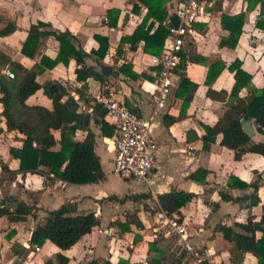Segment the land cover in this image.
<instances>
[{"label": "crops", "instance_id": "1", "mask_svg": "<svg viewBox=\"0 0 264 264\" xmlns=\"http://www.w3.org/2000/svg\"><path fill=\"white\" fill-rule=\"evenodd\" d=\"M179 1L166 3L168 17L176 15ZM248 5V0H215L212 7H207L209 22L195 23L196 35L186 40L183 52L186 58L177 69L178 77L167 107L153 125L161 165L154 177L153 187L157 191L154 195L145 184L121 176L128 182L124 189L114 191L108 187L106 164L113 168L116 127L106 112L104 118L114 131L110 136L104 134L95 123L99 114L94 111L96 97L106 80L112 82L118 97L138 116L148 117L153 111L147 90L154 87L159 56L145 52L144 40L136 49L131 48L129 42H122L123 36L132 35L143 22L148 12L146 4L142 0H0V28L8 22L17 26L13 33L0 37L1 48L26 68L40 65L43 71L37 77L38 82L46 84L58 80L78 100V111L84 113L85 123L90 124L96 135L95 151L105 173L104 179L96 183L69 184L45 173L42 167L44 172L23 171L21 160L13 156L11 149L22 148L25 135L8 128L0 102V201L10 197L11 206L18 200L36 207L34 215L30 214L26 220L10 222L7 216L0 218V264H46L48 259L57 264L59 248L52 241L47 240L37 251L36 246H31L30 238L37 224L45 223L47 211L68 203H75L78 213L93 212L100 219L91 233L62 251L69 264H104L106 261L118 264L121 260L129 264H202L204 260L213 264H260L252 252L242 253L236 249L218 226H234L250 217L259 221L264 215V155L247 152L238 160L234 150L221 144L222 134L207 149L203 140L205 127L214 126L234 103L229 97L236 81L235 72L229 69L231 64L239 60L242 69L252 77L251 83L239 92L240 97L248 100L254 91L264 88V4L258 0L251 9ZM240 13H245L246 17L238 44L235 47L222 45V39L230 33L223 27L222 16ZM40 22L46 25L41 30L74 34L76 46L88 54L87 65L93 66L103 79L90 76L78 80L74 58L67 65L58 62L51 66L50 62L57 58L60 50L58 40L51 35L41 38L33 57L24 54L22 48L30 27ZM151 23H154L153 33L160 22L151 17L148 25ZM100 37L108 39L103 57L95 53L100 47ZM214 65L223 69L213 82L207 83L209 69ZM210 88L211 94L208 93ZM222 91L228 92V96L224 97ZM26 103L53 108L52 100L43 89L30 96ZM248 120L254 130L252 140L264 143V132L258 130L255 119ZM52 132L58 140L54 149L58 150L60 131ZM87 134L88 130L79 128L74 139L82 141ZM189 145L195 148V158L188 152ZM200 167L209 171L205 183L190 178ZM231 176L250 186L230 188L227 183ZM238 183L236 180L235 184ZM171 191L194 194L193 199L180 208L179 214L174 213L188 223L192 251L160 229L155 212L150 209L154 203L158 207V194ZM222 192L230 198L224 199ZM256 199L260 201L252 202ZM128 212H137L143 226L131 224L125 226L127 230H122L117 223L125 222ZM262 234L261 230L256 231V238H261Z\"/></svg>", "mask_w": 264, "mask_h": 264}, {"label": "trees", "instance_id": "2", "mask_svg": "<svg viewBox=\"0 0 264 264\" xmlns=\"http://www.w3.org/2000/svg\"><path fill=\"white\" fill-rule=\"evenodd\" d=\"M148 7L143 22L137 26L134 33L129 36H123L122 42H129L131 48L136 49V45L144 40V50L155 56H160L164 51L165 39L169 30L163 25L168 17L166 3L170 0H142ZM264 4V0H261ZM248 9H251L258 0H248ZM154 17L160 22L156 30L151 33L154 23L148 25V20ZM245 13L237 15L222 16L223 27L229 30V35L221 41L222 45L235 47L238 44L239 37L245 24ZM259 24V22H258ZM44 23L33 24L30 27L28 37L24 42L22 52L33 57L38 51L41 38L49 35L54 36L59 44L60 50L57 58L50 62L51 66L58 62L69 64L72 58L76 61L75 72L77 79L82 81L90 76L102 78L103 76L96 72L93 66H88L83 50L75 44L76 36L69 31L41 30L45 27ZM17 26L13 22H8L0 28V37L7 36L16 31ZM100 47L95 53L100 57L105 55L108 49V39L100 37ZM186 56H183L185 60ZM45 58H42L44 64ZM181 65V64H180ZM8 67L15 73L14 78H9L2 74L1 70ZM218 68V70H217ZM223 66H211L208 73L207 83L213 82L222 71ZM229 69L235 72V84L229 95L234 99L229 110L214 126H206V134L203 136L204 148H209L211 143L216 141L219 134H222L221 144L235 151V158L240 160L247 152H255L264 155V143L254 142L245 132L242 118L255 119L260 132H264V88L260 92L254 91L252 98L246 99L239 96L241 89L251 83L252 77L246 73L239 60H236L229 66ZM122 70H126L123 66ZM43 68L36 65L33 68H26L22 64L14 61L12 57L6 54L0 46V102L4 106L3 115L10 130H18L25 135L22 148H12L14 157L21 160V169L23 171H41L45 168V173L53 174L63 182L69 184H87L96 183L105 177L102 168L100 156L95 151V133L90 128V124L85 123L84 113L79 112V102L69 93L58 80H51L46 84L38 82V75L42 73ZM57 85L58 91L52 92L50 87ZM43 89L45 94L52 100L53 108L49 109L43 105H29L27 99L34 95L38 90ZM80 91V90H78ZM211 88L208 93L211 94ZM224 97L228 92L222 91ZM66 99L64 100V98ZM82 95H80L81 99ZM99 116L95 118V123L99 125L104 134L110 136L114 129L105 120L106 110L102 105L95 106ZM88 130L84 140L74 139L77 129ZM116 130V129H115ZM52 131H60L61 147L55 150L58 143ZM34 142L36 143L34 145ZM208 170L199 168L190 175L193 180L205 183ZM239 181L240 183L235 184ZM231 187L247 188L250 184L231 176L227 183ZM257 193V187H256ZM194 197V194L185 191H171L158 194V204L170 213H180V208L186 205ZM224 199L230 198L228 194L222 192ZM254 196H252L253 198ZM10 197H5L0 201V218L7 216L10 222H19L26 220L30 214L34 215L35 206H29L23 201H15V206H11ZM256 199L252 202L258 203ZM264 209V205H263ZM179 217V216H178ZM181 220V218L179 217ZM45 223H38L32 231L30 238L31 246H41L47 240L55 244L59 251L57 253V264H69V259L62 251L70 249L81 238L93 231L100 224V219L93 212L78 213L75 203L64 204L61 207L47 211ZM122 230L125 227L135 224L142 227V220L137 212H128L125 222L117 223ZM239 228L240 231L235 229ZM218 229L224 237L234 243L236 249L243 252H252L259 258L260 264H264V215L259 221L254 218H248L243 222H236L234 226L219 225ZM263 232L261 238H256V231ZM152 246V244H150ZM46 264H55L53 260L48 259ZM104 264H112L104 262ZM118 264H129L121 260ZM202 264H213L209 260H204Z\"/></svg>", "mask_w": 264, "mask_h": 264}, {"label": "built area", "instance_id": "3", "mask_svg": "<svg viewBox=\"0 0 264 264\" xmlns=\"http://www.w3.org/2000/svg\"><path fill=\"white\" fill-rule=\"evenodd\" d=\"M215 0H180L175 10L180 22L175 25L170 17L163 22L169 30L165 40L163 53L156 58L159 66L154 74L153 89L147 91L151 94L153 111L148 117L138 116L132 111L124 100L118 97L116 88L111 81L106 80L103 89L97 95L96 101L105 108L107 117L116 127L115 157L113 170L122 178L136 180L147 186L151 194H157L153 187L154 177L160 171L158 158L159 147L153 135V125L166 107L177 79V69L183 61V52L188 37L196 35L195 23L209 22L210 12ZM144 43V42H143ZM2 74L14 78L15 73L8 67L1 70ZM188 152L196 157L193 145L188 146ZM156 223L165 233L176 237L192 251L189 245V226L177 215L170 213L158 204L155 209ZM35 249L40 251L41 247Z\"/></svg>", "mask_w": 264, "mask_h": 264}, {"label": "rangeland", "instance_id": "4", "mask_svg": "<svg viewBox=\"0 0 264 264\" xmlns=\"http://www.w3.org/2000/svg\"><path fill=\"white\" fill-rule=\"evenodd\" d=\"M106 169L108 171V187H112L114 189V191H119L121 189H124L125 186L128 184L127 181L123 180L112 168V166L106 164ZM154 203V202H153ZM153 208L150 207V209H152V212L154 213L157 207L156 204H152Z\"/></svg>", "mask_w": 264, "mask_h": 264}, {"label": "water", "instance_id": "5", "mask_svg": "<svg viewBox=\"0 0 264 264\" xmlns=\"http://www.w3.org/2000/svg\"><path fill=\"white\" fill-rule=\"evenodd\" d=\"M171 20H172V22H173L175 25H178L179 22H180V19H179V17H178L177 15L172 16ZM50 90H51L52 92H56V91H58V87H57V85H52V86L50 87ZM88 119H89V117H87V120H88ZM241 122H242V124H243V128H244L245 132H246L249 136L253 135L254 130H253V127H252V123H250V121H249L247 118H242Z\"/></svg>", "mask_w": 264, "mask_h": 264}]
</instances>
